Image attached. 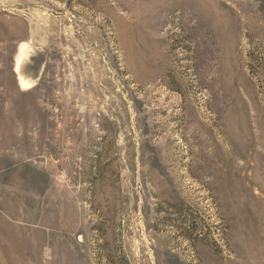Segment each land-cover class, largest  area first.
Returning <instances> with one entry per match:
<instances>
[{
	"label": "rangeland",
	"instance_id": "1",
	"mask_svg": "<svg viewBox=\"0 0 264 264\" xmlns=\"http://www.w3.org/2000/svg\"><path fill=\"white\" fill-rule=\"evenodd\" d=\"M0 264H264V0H0Z\"/></svg>",
	"mask_w": 264,
	"mask_h": 264
},
{
	"label": "bare ground",
	"instance_id": "2",
	"mask_svg": "<svg viewBox=\"0 0 264 264\" xmlns=\"http://www.w3.org/2000/svg\"><path fill=\"white\" fill-rule=\"evenodd\" d=\"M26 48L27 46L23 45L21 48H20V53L19 55L17 56V59L15 61V69H14V72L15 74L18 75V83H19V86L22 90H29L31 89V84L25 80L24 78H22L20 75H19V72H20V66L22 64V62L25 60V57H26Z\"/></svg>",
	"mask_w": 264,
	"mask_h": 264
}]
</instances>
